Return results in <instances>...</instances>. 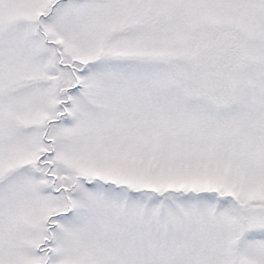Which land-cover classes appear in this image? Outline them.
<instances>
[{
    "label": "snow or ice",
    "instance_id": "snow-or-ice-1",
    "mask_svg": "<svg viewBox=\"0 0 264 264\" xmlns=\"http://www.w3.org/2000/svg\"><path fill=\"white\" fill-rule=\"evenodd\" d=\"M0 264H264V0H0Z\"/></svg>",
    "mask_w": 264,
    "mask_h": 264
}]
</instances>
